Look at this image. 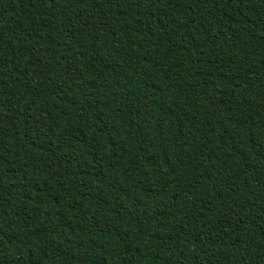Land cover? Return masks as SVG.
<instances>
[{
    "label": "trees",
    "instance_id": "16d2710c",
    "mask_svg": "<svg viewBox=\"0 0 264 264\" xmlns=\"http://www.w3.org/2000/svg\"><path fill=\"white\" fill-rule=\"evenodd\" d=\"M0 264H264V0H0Z\"/></svg>",
    "mask_w": 264,
    "mask_h": 264
}]
</instances>
